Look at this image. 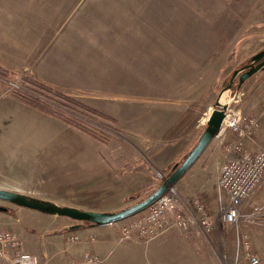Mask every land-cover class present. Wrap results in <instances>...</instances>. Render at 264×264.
<instances>
[{"label":"rangeland","instance_id":"rangeland-1","mask_svg":"<svg viewBox=\"0 0 264 264\" xmlns=\"http://www.w3.org/2000/svg\"><path fill=\"white\" fill-rule=\"evenodd\" d=\"M263 49L264 0H0V188L79 209L116 212L143 201L197 144L218 99L260 118L256 134L264 135V69L224 91ZM158 115L182 127L185 149ZM228 158L213 142L169 190L191 220L189 264H236V230L224 224L217 192ZM263 206L264 183L240 217L261 264L264 212L252 214ZM41 217L38 240L27 239L37 249L59 224Z\"/></svg>","mask_w":264,"mask_h":264},{"label":"built area","instance_id":"built-area-1","mask_svg":"<svg viewBox=\"0 0 264 264\" xmlns=\"http://www.w3.org/2000/svg\"><path fill=\"white\" fill-rule=\"evenodd\" d=\"M234 99H232V102ZM236 103V102H233ZM232 103V104H233ZM226 117L222 129L235 136L234 140L224 142V149L229 155L220 166L218 178L219 199L222 201L221 215L224 224L235 228L236 264H261L259 255L253 250L250 237L240 228L241 206L264 183V144L256 150L246 146V141L254 139L261 126L260 118L244 113L241 109L231 107L228 102ZM264 119V113L261 120ZM204 232L213 230L209 213L200 199L192 200ZM263 217V207H255ZM190 219L179 213V205L172 192H168L154 202L148 211L134 217L120 228L121 241L135 240L149 242L173 227L187 230ZM79 240L77 235L68 239ZM107 258L85 254L81 259L59 264H106ZM0 264H57L40 258L36 254L24 252L21 241L16 234L0 231Z\"/></svg>","mask_w":264,"mask_h":264},{"label":"crops","instance_id":"crops-1","mask_svg":"<svg viewBox=\"0 0 264 264\" xmlns=\"http://www.w3.org/2000/svg\"><path fill=\"white\" fill-rule=\"evenodd\" d=\"M128 58L130 59V57ZM133 72L136 71L133 70ZM158 73H161V71ZM245 108H248L247 105H245ZM167 116V120H162L159 115L153 117H155L156 122H165L167 124L165 125V130L176 132L177 134H170V137H174L172 139L175 140L178 138L181 141L184 140L183 147L185 149L187 146L186 134L180 132L182 127H178V125L173 128L171 116ZM48 118L45 119L43 117L45 122L49 121ZM133 126L136 128L135 125ZM48 127L54 129L56 126L49 125ZM144 128V121L141 124H137V129L144 130ZM158 129H161L160 126H158ZM224 131L225 129L218 131L211 144L215 142L216 145L222 146L226 140L231 141L235 139L233 134L230 132L224 134ZM261 132H264L263 127ZM252 142L255 146L251 145ZM245 144L250 149H257L264 144V135L256 134L253 140L246 141ZM77 208L79 209L80 207L77 206ZM81 209L103 210L102 207L94 206H83ZM41 216L50 215L20 206L15 207L13 210L0 211V231H9L16 234L21 241V247L24 252L36 254L51 263L59 264L75 261L88 253L107 258L106 264H189V242L184 235L189 231H184L178 227L170 228L149 242L135 240L121 241V226L119 223L102 226L78 224L79 226H77V224L71 223L69 219L56 218L54 216L53 218H48V221L54 220L59 222L58 228L53 229L54 232L51 234L41 235V246L40 249H37L28 245L27 239L30 241L38 240L36 237L38 228L36 227H38L39 220L42 218ZM75 235L79 237V240L70 242L68 240L69 237ZM33 244L35 245L36 243L34 242ZM34 251H39L40 254L34 253ZM190 252L193 258L195 256V249H191Z\"/></svg>","mask_w":264,"mask_h":264},{"label":"water","instance_id":"water-1","mask_svg":"<svg viewBox=\"0 0 264 264\" xmlns=\"http://www.w3.org/2000/svg\"><path fill=\"white\" fill-rule=\"evenodd\" d=\"M263 59L258 65L256 63ZM251 63L237 69L225 87L224 91L230 90L235 84V79L239 76L238 89L255 73L264 69V49L259 51L251 58ZM228 103H222L218 99L212 112L210 113L207 125L200 136L197 144L186 156L185 160L177 166L173 173L166 178L159 188L143 201L134 204L131 207L120 211H93L82 210L70 206H60L48 200H42L37 197L24 195L17 192H12L0 189V200L10 202L20 207L40 211L57 217H67L81 223H90L93 225H109L127 220L148 209L154 202L165 195L175 185V183L197 162L204 154L207 147L211 144L216 136V133L222 129L223 122L226 117ZM0 211H6V208L0 206Z\"/></svg>","mask_w":264,"mask_h":264},{"label":"trees","instance_id":"trees-1","mask_svg":"<svg viewBox=\"0 0 264 264\" xmlns=\"http://www.w3.org/2000/svg\"><path fill=\"white\" fill-rule=\"evenodd\" d=\"M36 106H38L39 109H41L47 113L54 114V115L58 116V114L55 111L51 110L49 107L43 105L42 103H36ZM86 224L90 225V223H86Z\"/></svg>","mask_w":264,"mask_h":264},{"label":"flooded vegetation","instance_id":"flooded-vegetation-1","mask_svg":"<svg viewBox=\"0 0 264 264\" xmlns=\"http://www.w3.org/2000/svg\"><path fill=\"white\" fill-rule=\"evenodd\" d=\"M263 59H261L260 61H258L257 63H256V65H258L261 61H262ZM252 61L250 60L247 64H250ZM246 64V65H247ZM240 76V75H239ZM239 76L235 79V80H238V82H239Z\"/></svg>","mask_w":264,"mask_h":264},{"label":"bare ground","instance_id":"bare-ground-1","mask_svg":"<svg viewBox=\"0 0 264 264\" xmlns=\"http://www.w3.org/2000/svg\"><path fill=\"white\" fill-rule=\"evenodd\" d=\"M226 103V102H225Z\"/></svg>","mask_w":264,"mask_h":264}]
</instances>
